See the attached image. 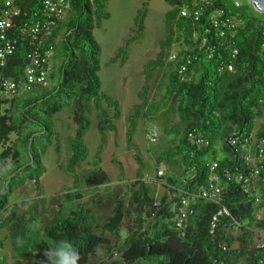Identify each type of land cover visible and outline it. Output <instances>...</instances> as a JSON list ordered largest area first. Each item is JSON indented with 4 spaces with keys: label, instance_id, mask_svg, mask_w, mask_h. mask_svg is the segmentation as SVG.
Here are the masks:
<instances>
[{
    "label": "trees",
    "instance_id": "1",
    "mask_svg": "<svg viewBox=\"0 0 264 264\" xmlns=\"http://www.w3.org/2000/svg\"><path fill=\"white\" fill-rule=\"evenodd\" d=\"M42 1L14 0L20 15L7 31L13 49L0 63V164L13 165L5 194L0 196V229L6 228L4 239L8 238L13 257L30 251L23 243L25 221L38 214L39 205L30 206L23 199L13 202L4 215L12 192L33 181L35 199L41 201L40 177L46 171L42 156L53 142L57 153L65 149L66 163L61 168L76 180L79 166L88 156L84 136L92 112L100 141L95 158L79 178L85 187L107 183L108 176L100 166L105 133L115 130L113 120L121 113L118 100L100 89V45L93 35V29L109 17L108 0H68L65 17L31 37L26 26L48 16ZM165 2L170 6L165 12L166 33L155 56L141 69L144 83L127 117L126 144L138 167L126 202L121 194L115 196L99 232L91 209L78 204L67 216L58 214L53 223L43 226L41 235L51 243L41 239L32 248L47 249L59 239L70 240L79 249V264H87L100 249L99 262L104 264H264V249L253 245L258 231L264 230V213L257 216L260 207L234 180L246 165L243 139L249 140L247 150L254 151L257 140L264 137V13L247 0ZM3 6L4 0H0V14ZM144 17L142 12L135 21L138 31ZM123 52L125 48H119L111 60L121 57L123 64ZM170 52L176 54L175 60H168ZM48 53L52 67L46 80L55 82L51 89L35 85L17 96L1 95L4 80L21 79L33 56ZM228 64L231 70L226 68ZM156 72L159 75L151 90ZM65 106L71 107L74 129L61 139L53 116ZM139 119L161 124L158 143L149 147L155 168L153 183L145 182V164L133 142ZM231 138L237 140L235 145L230 144ZM211 161H217L219 173L222 169L229 172V178L224 174L220 178V203L196 196L208 182ZM114 163L123 180L121 163ZM57 164L61 166L59 161ZM258 164L262 167L257 184L263 188L264 155ZM160 167L164 172L158 174ZM157 183L161 192L155 188ZM82 188L63 195L80 198ZM182 199L188 200L192 213L180 227L176 213ZM222 207L227 213H218ZM6 260L7 254L0 255V264Z\"/></svg>",
    "mask_w": 264,
    "mask_h": 264
},
{
    "label": "rangeland",
    "instance_id": "2",
    "mask_svg": "<svg viewBox=\"0 0 264 264\" xmlns=\"http://www.w3.org/2000/svg\"><path fill=\"white\" fill-rule=\"evenodd\" d=\"M169 8L170 6L165 0H108L106 10L109 17L103 19L101 25L93 29V35L100 45V69L98 71L100 89L103 93L118 100L121 111L120 116L113 120L115 130L105 133L106 143L101 154L100 166L106 172L108 182L99 186L85 187L79 178V174L86 170L95 158L96 147L100 141V133L96 128V116L92 112L89 115L90 126L84 136L88 156L79 166L76 180L68 176L61 168L66 163L65 149L62 148L57 153L54 150L53 142L42 156V164L46 171L40 177L41 201L37 202L35 199L37 188L33 181H27L12 192L4 215L7 214L13 202L22 199H27L30 206L36 203L43 206V210H38L37 215L33 214L32 220L25 221L26 236L23 243L31 249L23 256H12L8 238L4 239L6 228L0 229V240L3 244L0 248V255L7 254L6 264H40L44 259L45 248L42 246L32 248L33 244L41 239L48 241L41 235V229L43 226L53 223L58 214L65 217L71 209L82 204L90 208L95 215L98 225L95 227V231L99 232L100 225L112 211L115 196L121 194L126 202L129 187H134L131 186V182L135 179V171L138 167L133 151L128 149L126 144L127 117L131 113L132 106L138 102L137 92L144 83L141 69L148 59L155 56L158 51V42L165 36V12ZM142 12H145L143 27L141 31H138L135 21ZM121 47L125 48V52L122 53L125 56L123 64L120 63L121 57L115 62L111 60ZM158 75L159 72H156L154 79L150 82L151 90ZM54 83V81L47 80L46 85L42 88L51 89ZM53 122L59 138L63 139L70 136L74 129L71 120V107L65 106L57 111L53 116ZM160 126L159 121L148 123L146 120L139 119L133 137V142L138 147L139 155L145 164L143 174L147 183H153L152 179L155 176L153 155L149 151L150 142L147 140V133L151 128H155L158 135L154 143H158ZM221 154L218 151V156ZM114 160L119 161L122 165L123 180H119V168ZM58 161L61 166L57 165ZM158 169H162L164 172L162 167ZM76 187H83L80 198L73 196L68 198L63 195V193L74 190ZM155 188L158 192L162 190L161 184L158 183ZM24 209V207L21 208V210ZM31 209L33 212L34 208L31 207ZM127 222L130 221L126 220L125 223L128 232H130ZM48 242L51 243V241ZM102 252L100 249L92 255L87 264H104L99 262L102 259Z\"/></svg>",
    "mask_w": 264,
    "mask_h": 264
},
{
    "label": "built area",
    "instance_id": "3",
    "mask_svg": "<svg viewBox=\"0 0 264 264\" xmlns=\"http://www.w3.org/2000/svg\"><path fill=\"white\" fill-rule=\"evenodd\" d=\"M238 4L237 2L235 3ZM42 6L47 18L38 19L33 23L26 26V33L29 36H35L39 32H45L49 29L54 20H61L65 17L70 5L68 0H43ZM182 15L186 14V10H182ZM20 15V8L14 4V0H4V6L0 14V63L7 54H10L13 45L7 38V31L12 26L13 18ZM236 52V50H234ZM50 53L44 57L33 56L30 63L25 67L23 77L19 80L6 79L2 83L1 95L3 97L17 96L25 91L30 90L35 85H45L47 74L52 67V61L49 58ZM168 60H175L176 54L170 52L168 54ZM228 70L232 69V65L226 66ZM158 132L155 128H151L147 133V140L150 143L156 141ZM235 138L230 139V144L235 145L237 142ZM248 138H244L242 141L243 159L246 162L245 169L238 172L234 176V180L240 182L245 193L253 198L255 205L260 207L261 211H264V188H260L257 184V179L260 176L261 165L260 162L264 155V137H260L257 142L254 151L247 150ZM217 161H211L209 163V177L206 186H204L197 197H201L205 200L220 203L222 198L223 187L221 186L220 178L224 174L229 178V172L226 169H222L219 173ZM163 171L159 169L158 174ZM262 193V194H261ZM155 207L159 206V201H154ZM221 211L227 213V210L222 207ZM191 209L188 208V200L182 199V206L176 213V224L178 226L185 225L186 220L191 215ZM253 245L257 249H264V230L258 231L254 237ZM264 260V255H263Z\"/></svg>",
    "mask_w": 264,
    "mask_h": 264
},
{
    "label": "clouds",
    "instance_id": "4",
    "mask_svg": "<svg viewBox=\"0 0 264 264\" xmlns=\"http://www.w3.org/2000/svg\"><path fill=\"white\" fill-rule=\"evenodd\" d=\"M13 172V165L9 162L0 164V196L5 194L8 180ZM44 259L40 264H79L81 255L70 240L59 239L54 242V247H48L43 252Z\"/></svg>",
    "mask_w": 264,
    "mask_h": 264
},
{
    "label": "water",
    "instance_id": "5",
    "mask_svg": "<svg viewBox=\"0 0 264 264\" xmlns=\"http://www.w3.org/2000/svg\"><path fill=\"white\" fill-rule=\"evenodd\" d=\"M255 10L264 13V0H247Z\"/></svg>",
    "mask_w": 264,
    "mask_h": 264
},
{
    "label": "crops",
    "instance_id": "6",
    "mask_svg": "<svg viewBox=\"0 0 264 264\" xmlns=\"http://www.w3.org/2000/svg\"><path fill=\"white\" fill-rule=\"evenodd\" d=\"M46 85V84H45ZM58 165V164H57ZM264 188V187H263ZM23 200V199H22ZM19 201H21V200H19ZM16 202V201H15ZM38 210H43V206H39V208H38ZM264 213V211H261V210H259V212H258V214H257V216L258 217H260L262 214Z\"/></svg>",
    "mask_w": 264,
    "mask_h": 264
}]
</instances>
